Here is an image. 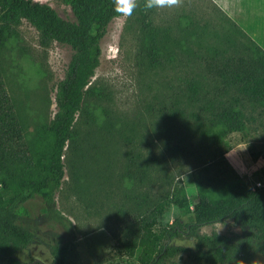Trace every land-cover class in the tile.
I'll return each instance as SVG.
<instances>
[{
    "label": "trees",
    "instance_id": "trees-1",
    "mask_svg": "<svg viewBox=\"0 0 264 264\" xmlns=\"http://www.w3.org/2000/svg\"><path fill=\"white\" fill-rule=\"evenodd\" d=\"M62 4L69 7L72 18H62L51 6L33 0H0V51L24 20L38 31L40 45L55 42L72 52L64 78L56 84L52 120L32 131L21 105L6 91L0 53V264H40L18 258L34 240L33 232L18 224L16 210L25 202L39 197L47 220L68 221L54 202L64 174L65 146H72L79 179L83 145L74 141L72 125L84 97L93 94L89 83L99 65L100 41L116 13L113 0H62ZM137 4L132 14L139 26L137 51L148 70L165 73L181 57L191 55L213 78V92L204 75L185 76L176 84L173 77L165 78L160 103L170 106L157 110L163 123L206 140L203 152L213 162L201 164V171L193 174L198 194L190 203L183 187L169 180L168 166L191 154L182 141L164 143L159 158L128 152L122 177L134 190L143 191L126 195L131 206L117 253L136 264H163L180 252L195 264H228L235 254L248 264L257 252L264 253V184L251 190L227 164L224 155L231 147L225 140L245 130L244 103L264 106V50L218 6L220 39L209 44L205 26L189 18L176 27L156 25L150 18L153 9L145 10L144 0ZM261 158L264 161V153ZM171 206L187 222L177 218L169 227H157ZM227 220L241 233L200 234L201 228ZM182 235L195 239L194 249L171 244ZM66 253V246L51 250L56 264H64Z\"/></svg>",
    "mask_w": 264,
    "mask_h": 264
},
{
    "label": "rangeland",
    "instance_id": "rangeland-1",
    "mask_svg": "<svg viewBox=\"0 0 264 264\" xmlns=\"http://www.w3.org/2000/svg\"><path fill=\"white\" fill-rule=\"evenodd\" d=\"M46 4L62 18L66 15L72 18L62 0H46ZM216 6L213 0H182L179 7L153 9L150 18L156 25L170 27L189 18L200 27H206L208 43L214 44L220 39L218 23L222 17ZM138 35L139 26L133 15L114 18L108 24L100 41L99 65L89 83L93 94L84 97L72 125L74 141L83 145L79 179L73 168L72 146H65L64 174L54 194L56 210L68 221L62 224L47 220L46 207L39 197L19 206L16 210L18 224L34 234L32 244L18 255L21 261L37 259L43 264H56L51 250L66 246L64 264H136L134 259L116 250L131 206L126 195L134 197L143 191L142 188L134 190L122 177L128 152L159 158L164 143L182 141L191 154L168 166L169 180L183 187L190 203L195 201L198 184L193 174L201 171V164L213 162L209 154L203 152L207 142L192 137L180 126L163 123L157 110L159 106H170L160 103L164 98L165 78L173 77L176 84L185 76L197 74L201 78L204 75L211 92L213 78L191 55L181 57L180 63L165 73L148 70L138 55ZM0 53L6 91L21 105L28 130L50 122L56 111V84L64 78L71 50L55 42L43 47L38 31L23 20L16 35L7 40ZM242 109L245 130L226 138L231 150L224 158L249 187L256 183L263 185L264 106L244 103ZM177 218L182 223L187 222V218L171 206L158 219L157 227H169ZM213 231L220 235L241 233L237 224L227 220L201 228L200 234L209 235ZM171 244L194 249L195 239L182 235ZM257 255L264 256V253L257 252L254 259ZM163 264L195 263L180 252Z\"/></svg>",
    "mask_w": 264,
    "mask_h": 264
},
{
    "label": "crops",
    "instance_id": "crops-1",
    "mask_svg": "<svg viewBox=\"0 0 264 264\" xmlns=\"http://www.w3.org/2000/svg\"><path fill=\"white\" fill-rule=\"evenodd\" d=\"M213 1L264 50V0Z\"/></svg>",
    "mask_w": 264,
    "mask_h": 264
},
{
    "label": "clouds",
    "instance_id": "clouds-1",
    "mask_svg": "<svg viewBox=\"0 0 264 264\" xmlns=\"http://www.w3.org/2000/svg\"><path fill=\"white\" fill-rule=\"evenodd\" d=\"M181 4L182 0H144L143 7L145 10H150L179 7ZM113 6L116 18H122L130 17L138 7V4L137 0H113ZM228 264H246V262L243 259L237 258L235 254L229 259ZM248 264H264V256L257 255V258L249 261Z\"/></svg>",
    "mask_w": 264,
    "mask_h": 264
},
{
    "label": "built area",
    "instance_id": "built-area-1",
    "mask_svg": "<svg viewBox=\"0 0 264 264\" xmlns=\"http://www.w3.org/2000/svg\"><path fill=\"white\" fill-rule=\"evenodd\" d=\"M34 2H37L39 4H46V0H33ZM262 185H260L259 183H256L255 186H251L250 189L254 190L256 187H261Z\"/></svg>",
    "mask_w": 264,
    "mask_h": 264
},
{
    "label": "water",
    "instance_id": "water-1",
    "mask_svg": "<svg viewBox=\"0 0 264 264\" xmlns=\"http://www.w3.org/2000/svg\"><path fill=\"white\" fill-rule=\"evenodd\" d=\"M34 262H39L40 264H43L41 261H39V260H37V259H36Z\"/></svg>",
    "mask_w": 264,
    "mask_h": 264
}]
</instances>
